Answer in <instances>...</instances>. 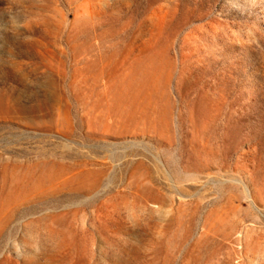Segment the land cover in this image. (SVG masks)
<instances>
[{
    "label": "rangeland",
    "instance_id": "374dc122",
    "mask_svg": "<svg viewBox=\"0 0 264 264\" xmlns=\"http://www.w3.org/2000/svg\"><path fill=\"white\" fill-rule=\"evenodd\" d=\"M0 264H264V0H0Z\"/></svg>",
    "mask_w": 264,
    "mask_h": 264
}]
</instances>
